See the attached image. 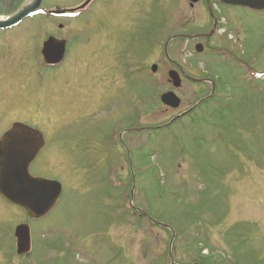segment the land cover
Wrapping results in <instances>:
<instances>
[{
	"label": "rangeland",
	"instance_id": "rangeland-1",
	"mask_svg": "<svg viewBox=\"0 0 264 264\" xmlns=\"http://www.w3.org/2000/svg\"><path fill=\"white\" fill-rule=\"evenodd\" d=\"M242 17L244 64L213 63L225 89L189 117L171 122L202 94L183 88L182 107L172 109L160 101L163 78L125 80L124 68L122 101L107 109L93 90L92 111L81 116L62 105L70 98L61 90L58 108L39 112L27 102L18 107L25 112L14 110L47 122L82 119L86 155L73 165L53 154L45 174L34 173L62 185L42 219L27 221L15 208L6 217L0 206V264H264V21ZM150 34L140 31L119 62L147 58ZM113 48L105 71L117 62ZM113 75L103 81L110 97L121 87ZM21 222L31 249L17 255Z\"/></svg>",
	"mask_w": 264,
	"mask_h": 264
},
{
	"label": "flooded vegetation",
	"instance_id": "flooded-vegetation-1",
	"mask_svg": "<svg viewBox=\"0 0 264 264\" xmlns=\"http://www.w3.org/2000/svg\"><path fill=\"white\" fill-rule=\"evenodd\" d=\"M28 1L0 0V19L12 17ZM245 14L264 21V0H40L38 8L21 22L0 28V142L14 133L27 138V150L35 153L28 167L29 175L57 182L62 191L60 181L34 173L45 174L47 159L53 154L70 159L73 165L86 155V142L78 134L82 127L77 126L82 119L47 122L30 118L27 112L15 114L14 110L22 111L18 107L27 102L36 105L39 112L49 105L58 108L61 90L70 98L62 105L83 109L81 116L92 111L93 90L99 93L97 107L107 109L110 102L115 105L122 101L124 79L118 75L124 68L128 71L125 80L135 81L142 75L157 82L163 78V94L172 92L178 96L183 88L195 96L202 94L171 122L189 117L201 103L225 89L223 77L213 70V63L244 64L245 32L238 27ZM147 27L151 32L147 58L129 55L127 64L119 62L118 56L121 58L125 46ZM113 46L120 48L114 56L117 62L112 71H108L109 66L105 71L104 64H110L111 52L117 53ZM237 47L242 50L240 53ZM112 72L121 87L116 86L119 92L110 97V83L104 85L103 81ZM170 73L177 76V88ZM182 104L180 100L178 110ZM0 206L6 217L15 208L27 221L40 220L1 195ZM25 223L19 225L28 226L30 235L29 223Z\"/></svg>",
	"mask_w": 264,
	"mask_h": 264
},
{
	"label": "water",
	"instance_id": "water-1",
	"mask_svg": "<svg viewBox=\"0 0 264 264\" xmlns=\"http://www.w3.org/2000/svg\"><path fill=\"white\" fill-rule=\"evenodd\" d=\"M40 0H32L24 4L12 17L1 20L0 28H7L21 22L26 16L38 8ZM51 62H54L51 61ZM155 71V68H152ZM174 87H178V79L170 73ZM163 105L177 109L180 99L172 92L161 96ZM27 138L21 134H11L0 142V195L8 202L22 208L34 219L45 217L56 205L61 186L57 182L34 179L28 173V167L35 156L33 151L27 150ZM16 239V254H26L30 249L29 228L19 225L14 231Z\"/></svg>",
	"mask_w": 264,
	"mask_h": 264
},
{
	"label": "bare ground",
	"instance_id": "bare-ground-1",
	"mask_svg": "<svg viewBox=\"0 0 264 264\" xmlns=\"http://www.w3.org/2000/svg\"><path fill=\"white\" fill-rule=\"evenodd\" d=\"M31 1H32V0H29V3H30ZM1 20H4V19H0V21H1Z\"/></svg>",
	"mask_w": 264,
	"mask_h": 264
}]
</instances>
